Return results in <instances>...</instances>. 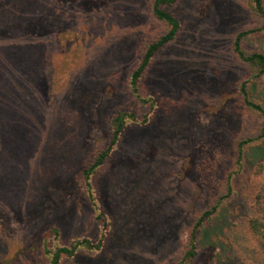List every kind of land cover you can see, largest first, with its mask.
<instances>
[{"label": "rangeland", "instance_id": "1", "mask_svg": "<svg viewBox=\"0 0 264 264\" xmlns=\"http://www.w3.org/2000/svg\"><path fill=\"white\" fill-rule=\"evenodd\" d=\"M152 8L153 0H0V75L10 79L0 87L8 100L3 126L0 119L7 132L0 135V264H45L47 248L98 239L101 222L78 172L108 143L113 113L141 118L150 110L128 80L143 44L168 29ZM167 9L180 30L141 80L156 107L146 124L126 127L95 177L109 219L105 243L61 264H179L208 206L209 183L230 170L235 134L253 125L236 89L246 70L231 49L235 33L253 23L246 0H177ZM257 33L246 46L264 54V32ZM250 92L264 103V75ZM245 155L230 201L198 234L195 264H264V242L246 226L252 204L264 203V152ZM214 162L218 173L205 174Z\"/></svg>", "mask_w": 264, "mask_h": 264}, {"label": "trees", "instance_id": "2", "mask_svg": "<svg viewBox=\"0 0 264 264\" xmlns=\"http://www.w3.org/2000/svg\"><path fill=\"white\" fill-rule=\"evenodd\" d=\"M177 0H153V14L157 19L164 21L168 25L165 33L156 37L155 39L145 42L141 50V58L138 64L131 70L128 88L133 96L138 100L141 105L150 106V110L139 118L135 111L119 110L113 113L108 119L111 127V135L106 146L97 149L94 154L88 156L82 163L78 172V176L82 181L87 198L94 211V218L101 222V232L97 240L89 237H74L67 244L56 245L53 248L45 249L47 254V262L45 264H61L63 258H70L76 253L84 249L90 252L100 251L107 238V229L109 225L108 217L100 211V204L96 194L95 177L108 166L109 159L112 152L119 144L126 127L130 123H137L140 125L146 124L153 109L156 107L157 100L155 97L148 95L143 87L141 80L145 76L150 64L154 61L155 57L162 51L178 34L180 30V21L169 6L174 5ZM247 10L253 18V23L247 25L243 29H239L232 38L231 49L236 60L244 66L246 76L243 77L236 86L237 96L240 100L241 106L250 112L254 117L253 125L247 130L236 133L232 140V156L231 167L228 172L224 174L220 180L209 183L208 206L199 211L196 215L195 222L191 226L188 238L183 244L181 250V257L178 260L179 264H195L196 257L198 256L197 240L198 234L202 231L208 222L213 220V216L222 209L230 201L228 197L233 193L232 177L233 174L241 171L245 163V152L248 148H252L254 152H264V103L258 98L253 96L250 92V86L259 81L264 75V54L259 50H251L246 46V41L258 34L257 32H264V0H246ZM8 17H4L6 20ZM4 22V21H3ZM6 22V21H5ZM16 45V43H15ZM18 47L21 45L18 43ZM20 48L14 49L15 51ZM22 51L26 49L22 46ZM35 51V50H34ZM23 57V56H22ZM22 57L20 59H22ZM28 59H23L22 63L28 62ZM37 63L34 64L35 67ZM4 70V66H0V72ZM8 76L0 75V87L5 81H9ZM7 96H0V119L4 120L3 112L8 107ZM3 113V114H2ZM153 115V114H152ZM1 123L3 126V123ZM7 132L0 129V135L4 136ZM3 134V135H2ZM47 158L46 154L43 155ZM212 171V175L217 174L219 168L217 163L214 162L212 168L205 174ZM262 171V163L256 165L255 173L258 174ZM210 173V172H209ZM247 230L251 233L256 240L264 242V203L257 201L252 204L251 211L246 218Z\"/></svg>", "mask_w": 264, "mask_h": 264}]
</instances>
